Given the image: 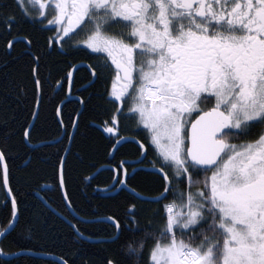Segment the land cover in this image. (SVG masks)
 Segmentation results:
<instances>
[{
  "label": "snow or ice",
  "instance_id": "6c2138e0",
  "mask_svg": "<svg viewBox=\"0 0 264 264\" xmlns=\"http://www.w3.org/2000/svg\"><path fill=\"white\" fill-rule=\"evenodd\" d=\"M16 4L32 22L56 26L48 29L56 32L53 41L71 45L83 35L77 47L91 50L99 66L115 74L113 126L105 130L118 132L127 105L158 153L160 167L152 170L161 191L147 202H172L163 205L162 227L145 233L138 245H126L130 264L142 257L147 239L154 241L150 264H264V0ZM14 22L9 18V25ZM234 139L248 142L230 143ZM121 171L126 177L127 170ZM0 182H8L3 151ZM112 223L113 240L123 230L135 238L134 214L123 228L119 220ZM18 224L13 212L0 237L6 240ZM177 232L188 242L178 240ZM0 253L9 255L3 247Z\"/></svg>",
  "mask_w": 264,
  "mask_h": 264
},
{
  "label": "trees",
  "instance_id": "16d2710c",
  "mask_svg": "<svg viewBox=\"0 0 264 264\" xmlns=\"http://www.w3.org/2000/svg\"><path fill=\"white\" fill-rule=\"evenodd\" d=\"M9 18H14L15 22L9 25ZM48 29L51 27L46 21L34 23L25 17L16 0H0V151L4 152L10 188L19 212V224L6 240L3 239L0 247L9 253L7 256L32 252L62 259L67 264H109V261L130 264L126 245L129 242L138 245L145 233L162 227L163 222L154 206L132 195L105 197V193L100 192L112 182L110 169L95 176L102 167L112 164L109 153L114 138L104 131L107 124H112L115 114V107L109 102L112 78L102 73L99 60L91 50L77 47L78 39L71 45L53 41L51 38L56 32ZM17 39L24 41L16 42ZM79 63L89 64L98 78L84 89L93 76L87 68H81L76 73L72 93L80 99L65 102L69 97L71 70ZM39 104L28 145L25 136ZM82 104L84 109L64 170L66 193L76 217L64 202L59 168ZM136 181L135 186L144 195L155 194L162 184L151 177H139ZM0 194L6 200L0 210L2 231L12 220L14 210L2 182ZM39 196L75 225L83 237L95 240H111L116 236L113 224L85 223L79 218H114L123 228L130 214H134L138 221L135 238L132 232L123 230L113 242L83 240L72 226L47 208ZM133 206L136 209L131 211ZM178 235L181 236L179 232ZM153 244L151 239L144 241L143 255L135 264H150ZM4 256L0 253V264L6 260L15 264H59L29 255L13 259Z\"/></svg>",
  "mask_w": 264,
  "mask_h": 264
},
{
  "label": "flooded vegetation",
  "instance_id": "af4514ba",
  "mask_svg": "<svg viewBox=\"0 0 264 264\" xmlns=\"http://www.w3.org/2000/svg\"><path fill=\"white\" fill-rule=\"evenodd\" d=\"M50 18V17H49ZM48 27L54 28L56 26L54 25H48ZM84 37L83 35L76 37L78 40H82ZM106 55V54H105ZM110 62V61H109ZM102 64V61L99 60V65ZM114 67V66H113ZM99 68L102 70V73L105 75H108L112 78V83L115 79L114 72L110 71L107 68H102L99 66ZM112 89V88H111ZM121 111L124 113L123 115L118 116V132L116 134H110L107 133L105 130L109 126H113V123L111 125H106L104 128V131L107 136H112L114 138L113 147L110 150L109 156L112 157V164L107 165L111 169L109 170L112 173V182L105 186L103 190L109 189L111 186H114V188L109 191L108 193H103L104 196L108 197L109 195L117 196L121 195L122 193H127L129 195L134 196L135 198H138L137 195L141 197H145L147 199H152L156 197L159 192L161 191V188L158 192H156L153 195H144L140 193L135 186L137 184L136 180L139 177H151L153 179H156L158 181H161V178L159 175H157L152 169L153 165H155L157 168L160 167L159 161H158V153L154 152L152 148L149 146V139H148V133L146 131H142L141 128L143 126L138 127L137 126V119L132 118V113L128 111V106L126 105ZM128 117V118H126ZM260 129H256V131H259ZM190 133V128H189ZM118 136L120 138L119 143L116 142L115 137ZM249 140L251 139L248 138ZM246 141L245 139H234L231 140L230 143L232 144H243ZM143 144L145 148L148 149L147 153L141 151L139 145ZM115 149V150H114ZM145 155L147 156V159H145ZM142 161V162H141ZM122 169L127 170V176L125 177L122 173ZM165 171H168V169H165ZM169 175L171 176V172H169ZM211 174L209 173V176ZM124 180V184H117V180ZM162 183V182H161ZM126 184V187H125ZM177 188L180 190H184V186L178 184ZM139 199V198H138ZM145 203L150 204L151 206H154L157 209V212H159V218L160 221H164V210L163 205L171 203V198L169 200L163 201L161 204H155V203H149L148 200H142ZM176 203H179L177 200ZM6 204V200L0 194V210L3 208ZM136 208L133 206L132 210H135ZM1 214V211H0ZM1 217V215H0ZM1 225V222H0ZM1 228V226H0ZM177 239H183L185 242H188V238L186 236H179L178 232L176 233Z\"/></svg>",
  "mask_w": 264,
  "mask_h": 264
},
{
  "label": "water",
  "instance_id": "95a60500",
  "mask_svg": "<svg viewBox=\"0 0 264 264\" xmlns=\"http://www.w3.org/2000/svg\"><path fill=\"white\" fill-rule=\"evenodd\" d=\"M19 42V41H24V39H17L16 42ZM81 68H87L89 70V72L92 74V67L87 64V63H79L77 65H75L73 67V69L71 70V73H70V76H69V97L68 99L65 101V102H68L70 100H75V99H80L79 97L77 96H72V93H73V87H74V82H75V76H76V73L81 69ZM96 73V72H95ZM93 76V75H92ZM97 80V74L96 76H93V80L87 84V86L84 88V89H87L89 88L92 84H94ZM64 102V103H65ZM63 103V104H64ZM82 110L80 111V113L78 114L77 118H76V121L74 123V126H73V129H72V132H71V136H70V143H69V146L64 154V157H63V160H62V163L60 165V168H59V182H60V189H61V192H62V195H63V198H64V202L69 210V212L71 214H73L74 216L77 217V215L75 214L70 202H69V199H68V196H67V193H66V189H65V182H64V170H65V163H66V159H67V156L71 150V146H72V142H73V139L76 135V132H77V129H78V124H79V117L84 109V105L82 104ZM39 108H40V104H39V107H38V111H37V114H36V117L34 119V121L32 122L31 126L29 127V129L27 130V133H26V136H25V142L30 145L29 143V137H30V133L34 127V124L36 122V119H37V116H38V113H39ZM61 109H62V105L60 106L59 108V113H58V116H59V120L61 121ZM4 162H6L5 158H4ZM8 167V166H7ZM107 169H111L109 166H104L102 167L97 173L95 176H97L100 172L102 171H105ZM115 184L113 186H111L109 189H106V190H100V192H103V193H108L109 191H111L113 188H114ZM4 189H5V192H6V196L8 198V200L11 202V205L13 207V210L14 212L16 213V215L19 217V212H18V207H17V204L15 202V204L13 205L12 203V200H13V196H12V192L11 190L9 191L10 188V180H9V169H8V182H7V185L4 184ZM109 196H113L112 194L109 195ZM137 197H141L139 195H137ZM39 199L44 203V205L49 208L54 214H56L57 216H59L61 219L65 220L70 226L73 227V229L75 230V232L77 233V235L82 238L83 240H86L90 243H100V242H113L115 240L111 239V240H95V239H90V238H86V237H83L76 229L75 225H73L69 220H67L65 217H63L62 215H60L57 211H55L51 206L50 204L44 200L42 197L39 196ZM142 200H151V199H142ZM80 221H83L85 223H95V222H104V223H109V224H113L112 223V218H102V219H96V220H83L81 218H79ZM4 238L3 237H0V240H3ZM23 255H29V256H34V257H37V258H41V259H45V260H51V261H55L59 264H62V259H59V258H56V257H53V256H46V255H39V254H35V253H32V252H23V253H19V254H15V255H12V256H4L5 259H13V258H16L18 256H23Z\"/></svg>",
  "mask_w": 264,
  "mask_h": 264
},
{
  "label": "rangeland",
  "instance_id": "374dc122",
  "mask_svg": "<svg viewBox=\"0 0 264 264\" xmlns=\"http://www.w3.org/2000/svg\"><path fill=\"white\" fill-rule=\"evenodd\" d=\"M66 39V38H65ZM111 91H112V89H111ZM112 99H114L113 97H111Z\"/></svg>",
  "mask_w": 264,
  "mask_h": 264
}]
</instances>
